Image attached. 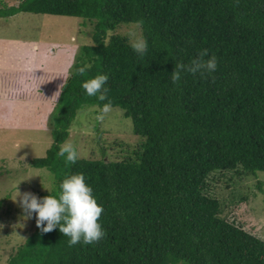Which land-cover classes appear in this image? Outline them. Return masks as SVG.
Masks as SVG:
<instances>
[{"label": "trees", "instance_id": "16d2710c", "mask_svg": "<svg viewBox=\"0 0 264 264\" xmlns=\"http://www.w3.org/2000/svg\"><path fill=\"white\" fill-rule=\"evenodd\" d=\"M19 11L93 23L58 91L51 142L28 163L54 174L38 198L58 197L65 178L83 174L104 209L106 235L70 247L59 227L42 233L35 223L5 264H264V239L228 218L231 204L246 198L236 184L264 171V0H0V16ZM122 21L139 24L143 58L125 34L108 32ZM202 49L217 70L184 73L173 84L176 63ZM97 74L109 76L103 102L82 88ZM109 101L143 138L139 149L66 165L56 153L78 109Z\"/></svg>", "mask_w": 264, "mask_h": 264}, {"label": "rangeland", "instance_id": "374dc122", "mask_svg": "<svg viewBox=\"0 0 264 264\" xmlns=\"http://www.w3.org/2000/svg\"><path fill=\"white\" fill-rule=\"evenodd\" d=\"M138 25L122 21L108 32L127 36L134 30L141 36ZM92 26V22L75 15L21 11L12 16H0V42L3 44L0 56H9L0 57V79L5 80L7 68L11 71L17 67L20 74H14V70L9 73L21 77L23 88L29 80L38 82L32 94L18 95L24 101L18 109L7 107L11 97L0 91V264L6 263L9 254L36 223V214L25 218L19 197L13 200L18 191L38 197V192L49 190L54 184L51 170L32 166L28 159L44 155L51 142L49 122L55 114V102L51 98L57 97L61 88L57 83L70 74L81 44L91 41ZM22 37L32 40L21 41ZM22 51L30 54L26 63L16 57ZM27 71L33 72L30 79L23 75ZM102 107L79 108L62 143H72L80 157L120 159L134 156L143 138L132 131L131 119L123 115L119 106H112L111 112L99 121L97 115ZM235 188L246 198L231 204L228 218L264 239V192L261 190L264 189V171L258 170L256 175L243 178ZM229 189L224 187L222 192L225 194Z\"/></svg>", "mask_w": 264, "mask_h": 264}, {"label": "clouds", "instance_id": "9594fccd", "mask_svg": "<svg viewBox=\"0 0 264 264\" xmlns=\"http://www.w3.org/2000/svg\"><path fill=\"white\" fill-rule=\"evenodd\" d=\"M127 37L132 50L143 58L148 50L146 39L134 30H130ZM90 67L85 64L76 69V74L84 76ZM217 67V58L214 55L209 58L208 50L202 49L197 58L192 59L188 64L176 63L171 74V82L179 83L184 73L200 74L207 78L212 76ZM108 80L107 74H97L95 77L85 80L82 83V88L88 97H96L103 102L108 96L109 89L105 87ZM62 87L63 85H61ZM111 110V101L104 103L97 115V120L103 121ZM56 155L58 158H63L66 165L75 164L79 159L77 149L69 142L60 144ZM60 189L58 197L48 195L43 198H38L30 192L21 194L18 191L17 197L13 200L16 201L19 197L20 206L26 213L25 218H30L33 213L36 214V224L42 233H49L59 227L63 236L69 238L68 245L70 247L81 242L83 245L98 243L106 235L99 222L104 209L97 203L93 189L86 183L85 176L83 174L70 175L62 181Z\"/></svg>", "mask_w": 264, "mask_h": 264}, {"label": "crops", "instance_id": "0c3cea01", "mask_svg": "<svg viewBox=\"0 0 264 264\" xmlns=\"http://www.w3.org/2000/svg\"><path fill=\"white\" fill-rule=\"evenodd\" d=\"M21 12V11H19ZM16 14V13H15ZM9 16H12V15H9ZM1 40V39H0ZM14 40V39H13ZM20 40V39H18ZM28 40H32V39H27L26 37H22L21 38V41H28ZM37 42H41L40 40H37ZM3 44L0 42V46H2ZM34 49H36V47H34ZM1 56H4L2 58H8L9 56H5V55H1ZM0 56V57H1ZM16 57H20V60L23 61L24 63L28 62L30 60V54L26 51H22L20 54L16 55ZM4 67L7 68L6 65H3ZM8 71H7V75L3 76L5 80H1L0 79V91H4L6 92V95H8L9 97L11 98H8V99H11L10 101L7 100V102H9L7 104V107L9 108H13V109H18L21 104L24 102L23 100H21V98H18V95H27V92H29L30 94H32V91L35 90V87L37 88V85H38V82H35V83H32L31 80H29V83H25V86L24 88L22 87V81H20V78L19 76H13L11 75L9 72H13V70L15 71L14 74L17 72L20 74V70L19 68H14L13 70L10 71V68H7ZM19 70V71H18ZM33 72L32 71H27L25 73H23V75L25 74L26 75V78L30 79L31 78V74ZM4 74V73H3ZM67 77V76H66ZM66 77H64V80L62 78V80L60 82H58L57 84L59 85H62V83L65 81ZM3 84V86H2ZM16 86V87H15ZM20 86V89H18V87ZM56 98L57 97H54V98H51L53 102L56 101ZM6 100V99H5Z\"/></svg>", "mask_w": 264, "mask_h": 264}]
</instances>
